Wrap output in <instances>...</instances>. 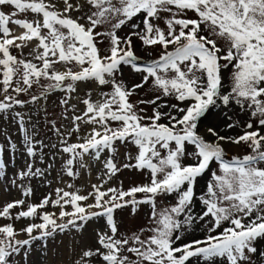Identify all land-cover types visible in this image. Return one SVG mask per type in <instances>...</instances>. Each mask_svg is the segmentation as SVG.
Returning <instances> with one entry per match:
<instances>
[{
	"label": "snow or ice",
	"instance_id": "6c2138e0",
	"mask_svg": "<svg viewBox=\"0 0 264 264\" xmlns=\"http://www.w3.org/2000/svg\"><path fill=\"white\" fill-rule=\"evenodd\" d=\"M29 12L32 20L17 18ZM9 25L22 31L17 34ZM105 25L106 30L97 31ZM124 27L130 31L121 37ZM133 38L145 48L159 47L158 57L141 62ZM105 39L107 54L102 55L99 45ZM26 47L27 57L12 54L13 48L23 53ZM122 66L142 74L140 82L129 86L118 78ZM228 69L231 86L225 88ZM85 81L110 90L98 91L95 99L89 92L77 102L83 104L81 110L71 100ZM149 82L153 98L133 103L131 97ZM34 85L41 87L40 95L20 99ZM57 90L65 93L60 104L69 121L52 125L58 144L51 145V160L60 157L61 181L90 170L92 160L102 161L103 175L86 195L56 188L55 199L50 194L38 204L29 203L33 190L25 181L46 182L53 163L47 169L36 167L49 145L35 138L34 129L29 133L24 116L14 109ZM218 104L235 106L248 117L242 134H221L216 125L201 133L200 123ZM141 105L153 106L151 115ZM8 114L23 133L29 159L12 179L0 160V177L24 197L0 204V219L11 221L0 224V264L21 257L27 264L35 241L57 233H72L75 241L76 233L82 235L101 219L94 242H82L78 252L74 245L73 258H57L55 264H216L217 258L226 264H264L258 246L264 241V0H62L60 6L52 0H0V115ZM222 123L229 130L239 125L231 116ZM73 135L76 142H71ZM4 136L9 151L15 150L6 131ZM118 144L135 146V156L128 153L122 165L114 155L102 159V153H116ZM226 144H243L249 151L226 158ZM214 162L218 172H211L206 191L198 196V180ZM122 169L146 171L148 182L127 190L105 187ZM173 195L175 203L158 210L157 199ZM197 200L203 206L200 212L194 208ZM141 205L151 208L150 235L143 236L145 229L121 233L116 210L131 207L135 214ZM49 206L58 208V215L46 211ZM36 218L41 222L15 227L17 221ZM194 226L205 235L185 242V233ZM21 234L26 238L19 239Z\"/></svg>",
	"mask_w": 264,
	"mask_h": 264
},
{
	"label": "rangeland",
	"instance_id": "374dc122",
	"mask_svg": "<svg viewBox=\"0 0 264 264\" xmlns=\"http://www.w3.org/2000/svg\"><path fill=\"white\" fill-rule=\"evenodd\" d=\"M52 2L56 3L58 6L62 5V0H52ZM5 12H8V8L2 9ZM78 15L76 13L73 16ZM162 16H166V13H162ZM17 18L32 20V13L20 14ZM84 21H81L83 23ZM134 23H139V20H134ZM160 27H165L163 20L158 22ZM10 28L15 33H19L22 31L18 29L15 25H9ZM108 28L107 25L98 28L97 31H104ZM130 31V27H124L122 30L118 32V35L124 37ZM221 47H225V42L220 40L218 41ZM134 51L135 54L141 58V62H148L152 59L158 57L161 49L159 47L154 48H145L141 42L135 38H133ZM101 54H107L108 42L105 39L104 43L100 44ZM12 54L21 58V56H28L30 48H24L23 53L20 50L13 48ZM57 70H63V67L59 64L56 65ZM123 75L118 78L123 79L129 86L135 83H139L141 80V75L132 71L129 66H122ZM73 70H78L77 66H73ZM48 81L41 80L42 85H47ZM231 86V69L225 70L224 72V87L230 88ZM151 87V82L149 85L145 86L144 89L139 90L137 95L131 97V101L136 103L140 99H151L155 95L150 92L149 89ZM109 91L110 86H104L103 88H97L92 82H80L78 85V90L76 93L72 94L71 103L77 104L79 109H83L82 103H77L79 100H82L89 92L92 94V98L95 99L98 91ZM41 87L33 86L31 93L28 95H21L20 99L28 101L30 99V95H40ZM65 96L64 92L59 90L50 92L46 98L41 99L37 103H27L23 107H17L14 109L16 112H20L25 119V125L31 134L33 129L35 130V138L41 140L44 144L49 145L48 148L44 149V158L41 161L39 158L36 159L35 165L36 167L47 169L49 163H53L51 160V145L58 144L57 136L52 128L54 124L56 127H61L63 125L69 124L68 120L64 119V108L60 104V100ZM164 102L168 103H176L174 99L171 98H162ZM141 107H145L147 109L148 115L152 113L151 105H141ZM71 115V112L68 113ZM227 116H231L233 121H238L239 125L231 130L227 129L222 123V121L227 119ZM11 114L6 116L0 115V147L4 149L3 152H0V160H3L7 163V168L5 169L6 176L8 179H12L14 173L23 169L25 167L26 160L29 158L24 154V141H23V133L19 131L18 125L13 121L10 123ZM248 120V117L240 112V110L233 106L228 109H224L222 105L218 104L215 108L211 109L207 113V118L203 119L199 125L201 133H205L207 127L210 125H216L221 134H226L228 136L236 137L242 134L243 125ZM166 123V121H162ZM115 126V125H113ZM7 132L8 136L11 137V140L16 144V149L13 151H9L8 148V140L4 136V132ZM82 131L86 133L87 129L82 128ZM209 139H212L209 137ZM77 136L73 135L71 138V142H76ZM226 158H231V156H243L248 153V149L245 145L241 144L239 146L234 144H226ZM135 146L131 144L127 145H117V152L114 154L102 153V159H106L109 155H114L117 164L122 165L127 162L126 156L128 153H131L133 156L136 154ZM185 163H192L191 160H186ZM264 167V165H261ZM60 169L61 162L60 157L57 156L55 162L53 163V168L49 171L47 175V181H43L40 179H33L31 181H25V184L30 186L33 190V194L30 198H28L29 203L38 204L45 196L51 194L52 198L55 199V189L56 188H64L68 191H76L79 190L80 194L86 195L90 192L92 184L101 183V176L103 175L102 169V161L97 162L95 160L91 161L90 170L85 169L81 172L79 177H63V181L60 179ZM218 172V165L214 162L211 165V169L208 173H206L203 177L199 178L198 184L196 186L197 195H201L206 191V185L208 181L211 179V172ZM148 174L145 171L143 174L137 172L135 170L122 169L119 174L111 179V181L105 185V187H116L120 188L121 186L127 190L128 188L148 182ZM73 185L74 187L69 189L67 185ZM143 194H138V198ZM24 197L21 195L20 191L8 184V181L4 177H0V204H3L7 201H11L14 199H23ZM88 203H92L91 200ZM175 203V195L167 196V197H159L157 199V208L163 209L168 207L169 205ZM202 205L197 200L194 204V208L196 212H200L202 209ZM46 211L54 212L58 215L59 209L49 206ZM68 211H71V208H68ZM151 212V208L148 205H141L135 214H133L131 207H126L123 209L116 210L115 212V220L119 225L121 233L131 234L133 232H139L141 229H145L143 236L146 237L150 235L146 229L150 226L149 215ZM11 221L0 219V224L10 223ZM30 222L40 223L39 218H36L34 221L30 220H22L17 221L15 223V227L20 229L24 227L26 224ZM104 221L101 219L100 221H96L90 223L88 227L84 230L83 234L76 233L75 241L73 239L72 233H57L55 237L49 238L46 241H35L32 245V250L29 255L27 264H55L57 258L63 259L64 261H68L73 258L72 256V248L75 245L77 252L79 251V247L82 242H94V228L101 227ZM227 226V224H225ZM218 231H222L218 229ZM205 232L198 226H194V231H189L185 233V242L191 239H199L203 238ZM19 239L26 238L23 234H21ZM261 251H264V241L259 242L258 244ZM13 264H25L23 258H17L13 261ZM193 264H196V261L193 260ZM216 264H226V261H221L217 258Z\"/></svg>",
	"mask_w": 264,
	"mask_h": 264
}]
</instances>
